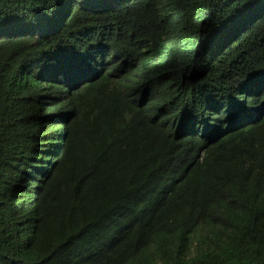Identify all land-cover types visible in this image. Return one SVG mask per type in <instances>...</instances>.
Here are the masks:
<instances>
[{"label":"trees","instance_id":"1","mask_svg":"<svg viewBox=\"0 0 264 264\" xmlns=\"http://www.w3.org/2000/svg\"><path fill=\"white\" fill-rule=\"evenodd\" d=\"M0 264H264V0H0Z\"/></svg>","mask_w":264,"mask_h":264}]
</instances>
